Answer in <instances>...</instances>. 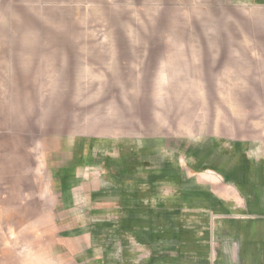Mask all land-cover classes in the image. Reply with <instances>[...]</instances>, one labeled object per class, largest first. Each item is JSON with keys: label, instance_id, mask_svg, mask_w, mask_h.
Returning <instances> with one entry per match:
<instances>
[{"label": "rangeland", "instance_id": "374dc122", "mask_svg": "<svg viewBox=\"0 0 264 264\" xmlns=\"http://www.w3.org/2000/svg\"><path fill=\"white\" fill-rule=\"evenodd\" d=\"M173 1L0 0V264H82L77 252L87 241L67 193L89 190L106 154L136 140L113 126L150 130L169 104L183 123L185 100L171 93L183 85L168 59L175 44L217 42V0L201 4L209 9L202 18L199 3ZM189 6L193 16L175 18ZM216 87L199 84L194 123L216 120ZM255 88L256 98L224 103L240 105L241 134L254 124L261 136L264 85Z\"/></svg>", "mask_w": 264, "mask_h": 264}, {"label": "crops", "instance_id": "0c3cea01", "mask_svg": "<svg viewBox=\"0 0 264 264\" xmlns=\"http://www.w3.org/2000/svg\"><path fill=\"white\" fill-rule=\"evenodd\" d=\"M193 2L209 4L182 0ZM202 5L201 18L209 12ZM215 5L217 42L175 44L168 59L180 74L176 85H183L171 92L185 100L183 123L181 109L169 104L168 115H153V135H145L144 123L132 131L126 121L111 124L116 134L136 132V140L122 139L106 154L89 190L73 185L67 193L74 227L84 235L79 240L87 241L77 252L82 264H264V134L256 135L254 124L241 134L240 103H224L242 94L256 98L255 85H264V0ZM190 6L175 18L187 20ZM209 83L221 101L216 120L194 123V96Z\"/></svg>", "mask_w": 264, "mask_h": 264}]
</instances>
